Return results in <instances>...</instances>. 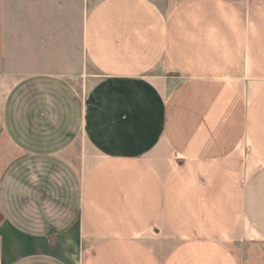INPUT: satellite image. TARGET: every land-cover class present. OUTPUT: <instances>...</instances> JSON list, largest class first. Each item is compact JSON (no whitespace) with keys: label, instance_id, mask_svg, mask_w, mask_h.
Returning a JSON list of instances; mask_svg holds the SVG:
<instances>
[{"label":"crops","instance_id":"1","mask_svg":"<svg viewBox=\"0 0 264 264\" xmlns=\"http://www.w3.org/2000/svg\"><path fill=\"white\" fill-rule=\"evenodd\" d=\"M84 52L0 75V264H264V0H99Z\"/></svg>","mask_w":264,"mask_h":264},{"label":"rangeland","instance_id":"2","mask_svg":"<svg viewBox=\"0 0 264 264\" xmlns=\"http://www.w3.org/2000/svg\"><path fill=\"white\" fill-rule=\"evenodd\" d=\"M98 1L0 0V75L9 74L12 83L24 75L55 73L89 90L97 71L85 55L84 32ZM2 222L0 216V227ZM234 250L242 258L247 253L241 243Z\"/></svg>","mask_w":264,"mask_h":264}]
</instances>
